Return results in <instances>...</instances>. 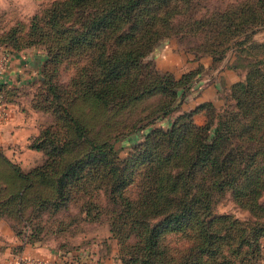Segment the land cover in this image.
Here are the masks:
<instances>
[{
  "label": "trees",
  "instance_id": "16d2710c",
  "mask_svg": "<svg viewBox=\"0 0 264 264\" xmlns=\"http://www.w3.org/2000/svg\"><path fill=\"white\" fill-rule=\"evenodd\" d=\"M209 1L53 0L30 18L19 45L11 46L41 44L55 64H77L67 85L53 89V103L75 141L83 138L89 147L62 166L53 159V166L45 161L27 172L0 152V218L21 242H35L24 229L28 207L64 205L69 188L97 180L107 200L102 205L87 199L83 213L90 216L92 208L93 217L107 215L109 232L122 246V264H263L264 57L249 50L264 44L250 46L251 34L264 25V0ZM8 35L15 38L13 31ZM172 36L190 39L194 56L210 55L213 63L228 54L246 60L244 78L229 88L227 108L213 122L212 105L200 103L166 130L151 127L124 158L109 142L115 133L82 137L77 116L92 119L104 107L113 114L155 99L142 119L122 126L128 132L172 109L180 80L193 73L176 80L157 73L147 59L157 42ZM6 86L0 81V104L6 103ZM197 112L205 116L201 125L192 121ZM47 133L40 131L42 141ZM48 136L59 154L55 143L64 141ZM40 145L34 139L28 148ZM226 194L246 219L214 212ZM169 234L185 245L169 247Z\"/></svg>",
  "mask_w": 264,
  "mask_h": 264
},
{
  "label": "rangeland",
  "instance_id": "374dc122",
  "mask_svg": "<svg viewBox=\"0 0 264 264\" xmlns=\"http://www.w3.org/2000/svg\"><path fill=\"white\" fill-rule=\"evenodd\" d=\"M52 1L0 0V49H2L0 56L4 53L24 51L27 52L26 54H34V61L38 62L35 69L27 70L24 75L6 82L8 86L4 88L6 103L11 104L16 111L17 125L22 126V129L27 130L28 133L32 132L24 144L7 145L6 142H4V145L0 144V152L22 172L41 166L45 161L53 166V159L59 162L58 166H62L64 163L71 162L81 156L89 147L83 138L75 141L74 131L59 119L60 110H57L56 104L53 103V89L61 90L62 87L67 85L69 78L75 72L77 64L65 62L55 64L51 59V54L41 44L21 47V50L13 48L21 42L30 18L41 13ZM220 1L210 0L209 5H219ZM12 31L16 38L14 41L15 38L8 35ZM261 31H264V25L257 26L251 34L250 39L253 42L250 46L264 42V40H258L254 37ZM192 45L191 40L188 38L172 36L157 42L147 56V59L152 61L155 71L161 75L168 74L177 80L183 78L184 74L193 73L185 83L180 80L176 90L177 96L171 104L172 109L167 114L157 117L150 126L142 130L128 132L122 129V126L128 125L136 118L142 119L144 115L149 113L155 99L152 97L144 98L130 108L127 107L113 114H110V111L104 107L92 119L83 120L77 116L80 121L79 126L82 128V137L97 139L106 135L111 137L115 133L109 139V142L117 156L124 158L143 139V134L151 127L166 130L170 128L175 117L188 113L198 106L200 104L197 103L199 92L207 83L213 81L214 70L222 61L213 63L211 56L207 54L195 57L193 52L190 51ZM250 48L251 53L264 57V44ZM232 56L233 59H231L229 65L237 70L244 71L245 75L246 60L240 56ZM200 58H204L202 64L195 63ZM7 68L8 62L6 61L4 71ZM229 88L230 86L221 85L215 91L214 103H209L213 109V122L216 115L221 114L227 108L224 103ZM63 97L64 95H62ZM204 120L203 112L192 115V121L196 125L203 124ZM42 130H47L51 135H58L60 141H64V143H55L57 146L61 145L59 154H53V137L50 138L48 133L43 135L44 140L42 141L43 138L39 136ZM12 134L13 132L10 135ZM19 136L21 137L22 134L20 133ZM34 139L36 143L41 144L40 149L28 148V145ZM95 178H98V174L95 175ZM89 185L80 184L77 187L69 188L64 194V196H67L64 205L57 203L55 207L54 204H50V201H48L43 202L41 208L34 211L32 207H28L25 216V225L28 229H24L27 230L29 236L31 235V239L35 240L34 243L52 248L54 251L65 252L82 247H91L93 250H98L100 254L114 253L117 260L116 264H122L121 258L124 257L122 246L117 243L116 238L109 232L107 215L101 214L93 217L95 211L91 208L90 216H84V202L87 199L92 198L93 201L102 205L107 200V194L98 186L97 180L92 181ZM131 190H128L129 194H131ZM213 210L217 214H228L239 220H244L247 217L244 210L234 205L229 194L217 201ZM6 222L8 223V221ZM20 225L19 227H21ZM9 228L20 242L18 249L24 243L14 234L10 226ZM166 241L169 247L178 248L185 245L183 243L186 240L179 235L169 234L166 236ZM16 251L18 252V250Z\"/></svg>",
  "mask_w": 264,
  "mask_h": 264
},
{
  "label": "crops",
  "instance_id": "0c3cea01",
  "mask_svg": "<svg viewBox=\"0 0 264 264\" xmlns=\"http://www.w3.org/2000/svg\"><path fill=\"white\" fill-rule=\"evenodd\" d=\"M254 37L258 40H264V31L257 33ZM26 53L20 51L18 53L5 54L8 68L0 76V81L10 82L24 75L27 70L35 69L36 63H38L34 61L35 55ZM202 59L204 58L198 59L195 63L202 64ZM231 59H233V56L228 54L219 66L215 68L212 75L213 81L207 83L199 92L198 104L204 102L213 104L217 88L221 85L229 87L233 83L243 79L244 71L231 67L229 65ZM12 132L13 134L10 135ZM20 133L22 134L21 137L19 136ZM31 133L23 130L22 126L17 125L16 111L11 104H0V144L4 145V142L7 145L24 144ZM18 246H20V242L13 235L8 223L0 219V264H13L17 256L36 258L48 261L50 264H116L117 261L114 253L111 252L108 255L105 253L100 254L98 250H93L91 247L58 252L37 243L32 245L24 244L17 249ZM262 263L264 264V248L262 250Z\"/></svg>",
  "mask_w": 264,
  "mask_h": 264
},
{
  "label": "built area",
  "instance_id": "2783aa9c",
  "mask_svg": "<svg viewBox=\"0 0 264 264\" xmlns=\"http://www.w3.org/2000/svg\"><path fill=\"white\" fill-rule=\"evenodd\" d=\"M6 65V57L4 55L0 56V76L4 73ZM13 264H50L48 261L26 257V256H17L14 259Z\"/></svg>",
  "mask_w": 264,
  "mask_h": 264
}]
</instances>
